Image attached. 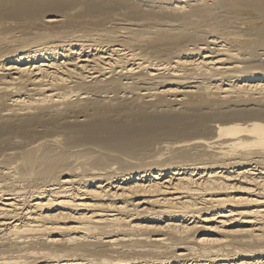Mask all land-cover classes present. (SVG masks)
<instances>
[{"label": "bare ground", "instance_id": "6f19581e", "mask_svg": "<svg viewBox=\"0 0 264 264\" xmlns=\"http://www.w3.org/2000/svg\"><path fill=\"white\" fill-rule=\"evenodd\" d=\"M0 264H264V0H0Z\"/></svg>", "mask_w": 264, "mask_h": 264}]
</instances>
